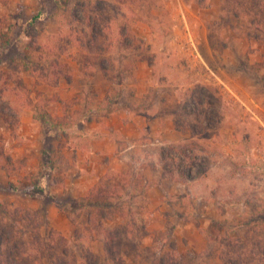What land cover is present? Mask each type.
Returning <instances> with one entry per match:
<instances>
[{
    "label": "rangeland",
    "instance_id": "374dc122",
    "mask_svg": "<svg viewBox=\"0 0 264 264\" xmlns=\"http://www.w3.org/2000/svg\"><path fill=\"white\" fill-rule=\"evenodd\" d=\"M76 1L0 0V107L12 111L0 116V229L23 253L48 256L58 243L111 264L75 204L109 170L128 179L125 264H264V28L230 0H78L99 22L90 42V26L83 34L72 18ZM85 96L93 108L108 96L145 113L132 146L116 125L126 117L100 108L79 128L90 143L115 140L111 159L90 160L71 126L70 137L55 133L48 120ZM95 162L109 165L104 174ZM43 174L47 188L30 189ZM5 245L0 237V264Z\"/></svg>",
    "mask_w": 264,
    "mask_h": 264
},
{
    "label": "trees",
    "instance_id": "16d2710c",
    "mask_svg": "<svg viewBox=\"0 0 264 264\" xmlns=\"http://www.w3.org/2000/svg\"><path fill=\"white\" fill-rule=\"evenodd\" d=\"M230 1L233 5V7H230L229 9L231 12L237 15L238 11L245 10L248 14L253 15V20L249 23L251 24V27L256 30L264 28V0ZM87 6L88 2L85 4L84 2H78L77 0L71 8V13L73 16L72 18L82 25L80 32H83L84 34V29L90 26L92 30L91 34L93 35L90 42H92V40H95L101 35V30L98 26L99 22L96 20L94 21L91 15L86 13L85 10ZM38 17L39 13L33 16L31 20H29L28 24L30 26L33 25ZM90 42L85 41L84 44L87 45V47H90ZM100 48L101 47L98 49ZM87 62L89 61L87 60ZM87 62L82 64V70L88 68ZM89 64H91V62H89ZM108 64V66H104L103 60H99L97 63L99 69L103 72H108L109 66H111L109 62ZM89 100V96L83 97L81 99V108L77 111L69 112V115L62 117L58 123H54L47 119L49 126L56 129L55 133L61 132L67 137H70V134L66 131L67 126H71L76 137L83 136L82 139L84 142L76 143L77 146H79V144H84L87 148H90V142H88L90 132L85 127H82V129L79 128V126L92 120L93 110L98 112L100 108V110H104L105 114H111L120 107V103L114 100L109 101L108 96L103 98L105 101L103 105H99V103H97L95 108L92 107V103ZM68 103V100L64 103V109L69 108ZM11 112L12 111L6 110L4 106L0 107V116L11 114ZM99 136L100 133L96 132L93 137L96 138ZM53 151V149H43L42 153L48 152L49 154ZM160 158L164 160L170 158V156L160 153ZM54 167L59 168L58 166L48 167L45 165L44 170H52ZM127 181L128 179H125L122 174H111L108 170L106 175L99 177L97 182L92 184L86 193L79 198V200H75V204L77 205L76 207L84 212L87 224V228L85 230H87V233L91 232L93 234V232H95L100 235L104 247V254L106 256L105 261L107 260L111 264H125L123 256L120 255L122 246L126 245V243L129 244L128 240L131 238H135V231H133V229H128L125 226L127 222L125 221V218H123L125 212H128L131 209V207L124 202V190L127 187ZM46 182H48V178L43 174L41 180L38 182L39 184L33 183L30 187H28L31 189L39 185L38 189L44 191V188H47ZM50 195L51 193L49 192L45 195V197ZM57 205L62 211L68 210L65 204L61 205L58 203ZM63 206H65L66 209ZM125 208H127V210H125ZM6 232L8 235L11 233V231H8L7 229H0V237L2 240H4L5 244H11L9 247L5 245V253L1 254L3 264H46L48 262L46 258L50 259V262H48L49 264H102L97 256L84 250H81L80 257L76 258L75 255L69 251V249H66V247L61 246L58 243L51 247L52 252L48 256L45 254L42 256H34L29 254V252L23 253L22 251H19V246L17 244H13L10 240L11 237H8ZM74 236L77 239L79 235L77 236L76 233ZM93 236H95V234ZM167 257L169 256H158L156 257L157 260L155 261L154 259L152 264H180L176 261L175 257ZM228 264H235V261L230 259Z\"/></svg>",
    "mask_w": 264,
    "mask_h": 264
},
{
    "label": "crops",
    "instance_id": "0c3cea01",
    "mask_svg": "<svg viewBox=\"0 0 264 264\" xmlns=\"http://www.w3.org/2000/svg\"><path fill=\"white\" fill-rule=\"evenodd\" d=\"M141 111H134V112H128V110L123 109L122 107H119L116 111H114L111 115L115 116L118 114V118L126 117L127 123L126 126L123 124H118V129L120 131L121 138L125 139L129 138L132 140L131 146L134 144V140L138 137L139 131L143 128L144 125L147 124L146 122V116L145 113L144 115H141ZM117 118V117H116ZM168 139V138H167ZM131 142V141H130ZM90 151H89V156L90 160L92 158H98V160H102L103 158H107V160L111 159L112 155H116V142L115 140H112L110 137H105L99 140H94L90 143ZM95 164H98L95 162ZM102 165V170L100 174H104L106 172V168L109 166L108 164H105L102 162V164H98V166L101 167ZM98 171L96 170V173ZM100 175L99 173H97ZM98 177V176H97ZM96 177V178H97ZM95 180H92L90 185L94 183Z\"/></svg>",
    "mask_w": 264,
    "mask_h": 264
}]
</instances>
